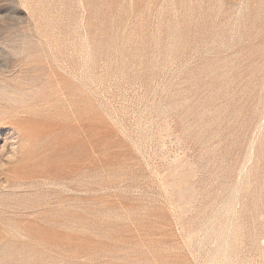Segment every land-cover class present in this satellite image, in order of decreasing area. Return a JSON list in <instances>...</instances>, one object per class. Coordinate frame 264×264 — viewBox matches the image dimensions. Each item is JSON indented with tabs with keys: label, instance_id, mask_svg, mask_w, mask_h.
<instances>
[{
	"label": "rangeland",
	"instance_id": "374dc122",
	"mask_svg": "<svg viewBox=\"0 0 264 264\" xmlns=\"http://www.w3.org/2000/svg\"><path fill=\"white\" fill-rule=\"evenodd\" d=\"M0 264H264V0H0Z\"/></svg>",
	"mask_w": 264,
	"mask_h": 264
}]
</instances>
